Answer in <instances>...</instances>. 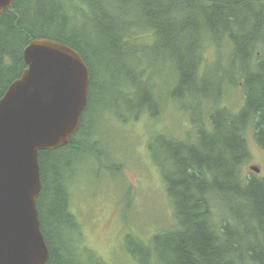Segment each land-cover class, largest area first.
I'll return each instance as SVG.
<instances>
[{
    "label": "trees",
    "instance_id": "16d2710c",
    "mask_svg": "<svg viewBox=\"0 0 264 264\" xmlns=\"http://www.w3.org/2000/svg\"><path fill=\"white\" fill-rule=\"evenodd\" d=\"M260 1L264 4V0H167L168 7L164 9L155 6L152 0H139L140 5L132 9L137 12L129 16L124 15L130 10L127 9L129 5L117 6L118 0H13L11 8L2 11L0 96L26 67L23 49L33 38H49L74 48L82 55L89 69L88 101L83 110L78 132L70 138L67 145L42 150L39 155L42 192L38 200V209L43 213V216L40 215L41 229L49 249L46 264H97L94 260L97 254L88 246L84 245L80 249L78 243L71 238L63 235L57 238L53 228V224L66 222L64 215L66 189L63 186L62 190L61 187L63 180L66 182L70 180L72 184V180L74 181L77 175V169L73 168L80 165L76 157L77 153L88 147L86 140L90 136L100 142L102 138L104 142L106 140L101 130L95 129L92 123L93 128L88 125V113L96 104L92 96V87L97 81L95 79L97 69L93 67L90 55H93L104 70L110 72L117 59L122 61L129 56H135L141 61L142 56H148L150 53L166 59L165 68L168 70V75L166 74L167 76L165 75V78L159 82L156 76L159 71L154 70L153 73L148 74L147 66L136 67L132 64V70L121 74L119 84L126 85L135 95H145L142 90L150 89L162 107L164 103L161 96L169 87L173 91L183 87L182 82L190 73L187 61L191 59L193 53L197 55L196 65L206 72H213L214 84L210 89L207 86H199L193 91L197 96L209 97L205 107H200L196 111L183 107L188 117L192 115L197 120L193 125L190 118L192 130L188 136L196 132L198 121L205 119L211 108L221 110L225 121L218 124L221 126L217 128V133L223 128H232L236 129L240 137L245 136L241 142L243 155L235 162L234 171L229 175L224 173V176L227 179H231L232 176L235 189L247 193V200L241 206L231 209L232 204L222 211L214 206L207 210L206 216L212 218L215 227L219 229L225 225L224 227L233 229L232 239H227L223 235L224 246L218 249L213 244L216 235L212 232L207 233L201 219L192 217L195 214L192 210L194 206L192 201L196 197L191 195L190 190L192 187L196 189L204 187L207 183H203L198 175H190L185 168H181L182 175L178 176L174 173L175 176L169 184L165 172L161 179L165 183L166 191H164L169 205L182 214L180 220H175L176 227L186 223L189 228L184 235L177 237L168 245L169 248L167 245L164 246L161 249L162 254L156 249L154 264L158 262L242 264L250 259L257 260L260 244L263 241L258 235L264 233V176L243 172L242 168L251 158L246 133L251 132L254 141L264 150V18L261 14H255L247 24L238 19L237 14L242 11L240 7L243 4L251 6ZM134 31L143 32L144 38L134 36ZM120 33L135 46L148 48L149 52L145 55H137L134 49L122 45ZM213 49L215 55L212 62ZM186 51L189 53L184 54ZM172 64L184 65L185 69L183 72L180 71L175 79L171 73ZM249 66H252L255 72L250 73ZM222 77L227 83L221 86ZM201 79V82L205 81L206 84L210 80L207 79L206 74H202ZM136 81L140 83L137 84ZM237 86H240L243 98L238 109H233L230 108L229 98ZM148 93L151 95L150 91ZM145 111L153 117V120L158 117L159 113ZM102 113L103 111L98 110L94 114L93 117L97 119L94 121L96 125L103 121ZM137 117L136 115L135 119ZM110 123L111 121L108 120L107 124ZM211 123L213 122L209 119V132L212 128ZM84 132L89 133L82 140L80 134ZM105 150L108 154V149ZM195 157L193 155V158ZM95 159L98 169L107 168L106 171L112 173V178L118 172L116 178L122 179L121 166L117 168L112 164L97 162V157ZM197 169L201 171L198 165ZM211 173L216 181V176L220 173L215 169ZM150 179L155 178L150 175L146 182ZM178 192L181 193V197L183 196L180 201L174 199ZM236 199L241 197L233 194L232 201ZM68 219L72 221L73 218L68 215ZM132 236L127 235L128 239ZM156 242V238H153L151 245L153 250ZM127 247L139 263L142 259L138 260L132 248L128 245ZM169 251L173 253L171 259L166 257ZM257 264L264 263L259 261Z\"/></svg>",
    "mask_w": 264,
    "mask_h": 264
},
{
    "label": "rangeland",
    "instance_id": "374dc122",
    "mask_svg": "<svg viewBox=\"0 0 264 264\" xmlns=\"http://www.w3.org/2000/svg\"><path fill=\"white\" fill-rule=\"evenodd\" d=\"M133 34L144 38L141 31H134ZM212 51L213 62L215 50ZM90 57L93 63L97 62L92 55ZM165 61L150 53L142 56L141 61L135 57L132 62L136 67L147 66L148 74L159 71L156 76L161 82L168 75ZM120 76L100 66L95 70L99 87L97 92L94 90L95 85L92 87V96L97 93L99 105L95 104L93 110L89 111L88 125L93 128V124L95 129L101 130L106 140L104 142L102 138L100 142L91 136L87 138L88 147L76 156L80 168L72 185L70 210L77 219L75 223H80L84 233L78 247L82 249L86 245L94 251L97 264H136L135 257L124 251V238L126 241L129 238L127 234H133L127 245L137 254L138 260L144 259L145 250L155 254L156 258L157 246L154 250L151 248L152 237L156 234L154 238L157 239L164 234L162 223L165 216L169 215L168 209H171L163 191H166L165 183L161 179L169 167L164 160L161 144L164 141L184 142L192 130L190 117L180 106V101L164 104L154 120L145 110L123 106L114 97L115 85L119 83ZM121 87L134 95L126 85ZM242 98L241 88L237 86L229 98L231 108L238 109ZM120 101H123L121 90ZM96 109L103 111V121L97 125L94 123L97 119L93 117L98 111ZM136 115L138 120L135 119ZM108 120L110 124H107ZM88 133H81L80 139H85ZM246 139L252 159L244 164L242 170L250 173L248 167L255 164L260 168L257 175L264 176V150L255 143L251 132L246 133ZM95 157L98 158L97 162L112 164L117 168L121 166L122 179L116 178L118 172L112 178L108 171H98ZM150 175L155 179L146 182ZM82 260L85 262L84 258Z\"/></svg>",
    "mask_w": 264,
    "mask_h": 264
},
{
    "label": "water",
    "instance_id": "95a60500",
    "mask_svg": "<svg viewBox=\"0 0 264 264\" xmlns=\"http://www.w3.org/2000/svg\"><path fill=\"white\" fill-rule=\"evenodd\" d=\"M11 3L0 0V14ZM23 59L26 68L0 96V264H46L37 158L69 142L88 100L89 69L72 47L37 37Z\"/></svg>",
    "mask_w": 264,
    "mask_h": 264
},
{
    "label": "bare ground",
    "instance_id": "6f19581e",
    "mask_svg": "<svg viewBox=\"0 0 264 264\" xmlns=\"http://www.w3.org/2000/svg\"><path fill=\"white\" fill-rule=\"evenodd\" d=\"M167 0H152V3L155 4V6H161L162 8H167L168 4L166 3ZM129 0H118L117 6L121 4H127L129 5L127 9H130L128 12H126L124 15L132 16L137 11L132 10L135 9L137 6L140 5L139 0H133L130 2ZM241 12L237 14V18L246 22L249 24L250 20L253 19L255 14H261L264 18V4L260 1L259 3H255L251 6H246L243 4L241 7ZM122 33H120L121 35ZM120 40L122 45H126L129 48L134 49L135 53L137 55H145L149 52V49L146 47H137L135 46L129 39L125 37V35L120 36ZM189 52H185L184 54H188ZM197 53V50H196ZM93 56V55H92ZM134 57L129 56L128 58L124 60L117 59L116 63L111 67L110 72H114L117 75L124 74L126 71L132 70V64ZM93 67L97 69L98 66H100L97 62L93 63L92 58L90 59ZM197 63V55L193 53L191 56V59L187 61V65L189 66L190 73L189 76L185 79V81L182 82L183 87L179 88L175 91L169 87L167 89V92H165L161 98L163 100V103L166 104L168 102L176 103L177 101H180V106L184 107L188 110L196 111L200 107H205V102L209 101V97L207 95H199L193 93V91L196 89V87L199 86H207L209 89L214 84V74L213 72H206L196 65ZM101 67V66H100ZM103 68V67H102ZM184 65H177L172 64L171 65V73L173 76H178L180 74V71H184ZM109 72V71H108ZM248 72V71H247ZM249 72L253 73L255 72L254 68L252 66H249ZM206 74L208 83L206 84L205 81L201 82V75ZM116 79V77H115ZM116 82V81H115ZM137 84L140 83V81H136ZM224 83H227V80H224L222 77L220 81V85L222 86ZM216 85V84H215ZM99 87V82H95L94 90L97 92ZM176 86H174L175 88ZM120 90L123 92V101H120ZM148 90V91H146ZM143 89L142 91L145 93V95H130L129 93L125 92L121 85L117 83L115 85V91H114V97L119 100V102L123 106H127L129 108H136L138 110H141L142 108L144 110L150 111V113L158 114L161 105L157 102V100L154 97V94L150 89ZM150 91L151 95L148 93ZM94 99L97 105L99 101V96H97V93L94 95ZM190 118L193 121V125L196 124L197 120L194 116L190 115ZM209 119L212 120L213 123H211V131L209 132ZM224 115L222 114V111L218 108H211L210 111L207 113L206 118L202 121H198L195 133L193 135H186V140L184 142H176V141H164L161 144L162 151L164 153V160L168 162L169 167L166 173V180L170 184L171 180L175 176L174 173H176L178 176H181V168H185L186 172L188 174H195L198 175L203 183H207L204 187H200L199 189H196L195 187H192L190 190V193L193 197H196L192 201L193 208L195 214H193V218L200 220L201 223L204 224V228L206 229L207 233H214L216 236H214L213 244L215 248H222L224 244L222 243L225 239L223 237L225 236L227 239H232L233 229L227 228L224 226H221L219 229L215 227L212 223V218L210 216H206L207 210L211 209L212 207L216 206L219 211H222L224 209H228L229 205H232L231 209L236 208L238 206H241L245 204L247 200V193L246 192H240L237 189H235V183L232 179H227L224 176V173L228 174L234 171L235 168V162L241 158L243 155V151L241 149L242 147V139L245 138V136H239V134L236 133V129H228L223 128L217 133V128L220 127L221 122H224ZM217 133V134H216ZM72 136H70L71 138ZM161 151V152H162ZM79 154V152L77 153ZM193 155L196 156L193 158ZM198 155V156H197ZM199 163V164H198ZM197 165L199 168H201V171L197 169ZM37 166L40 168V158L38 156L37 158ZM79 165L75 166L73 168L77 169V173L79 171ZM212 168V169H211ZM215 169L218 170L220 174L216 176V181L214 180V175H212L211 171ZM69 172V171H68ZM70 174V172H69ZM226 174V175H227ZM40 182L42 183V179L40 177ZM65 191L64 195V208H65V218L66 222L55 225L53 224V228L55 231V235L57 238H60L62 235L66 238H71L72 241H75L79 243L80 240H82V236L84 235L83 230L81 229L80 223H75L73 221L74 218H76L72 213L68 212L70 211L69 206L71 203V198L73 195L72 191V184L69 181L66 182V180L62 181V190ZM221 187L223 190H221ZM42 192V187H40V193ZM250 192V191H249ZM233 194H238L241 199H236L232 201ZM40 196V195H39ZM183 198L181 197V193L178 192L175 194L174 199L176 201H180ZM185 198V197H184ZM176 205V202H175ZM177 208V205H176ZM175 208V209H176ZM169 215L165 216V221L162 223V230L164 234H161L156 239V246L157 250L162 254L161 249L164 248V246L170 245L173 243V241L177 237H181L184 235L189 228V226L186 225V223L181 224L178 228L176 227L175 220L182 217V214L174 209H168ZM71 217L72 221L68 219V215ZM193 213V212H191ZM40 215L43 216V213L40 212V209L38 210V218L40 222V228H41V221H40ZM180 222V221H179ZM173 223V225L171 224ZM42 230V229H41ZM174 233V234H173ZM154 233H152L151 237ZM129 235V234H127ZM133 235V234H130ZM224 235V236H223ZM156 234L152 237L154 238ZM259 239H263V241L260 244V253L258 255L257 260L255 259L252 261L251 259L249 261H245L242 264H257L259 261H262L264 263V233H260L258 235ZM169 248V247H168ZM173 256V253L169 251L166 253V257L171 259ZM49 258V257H48ZM155 254L149 253L147 250H145L144 259L139 262V264H147V263H153L155 262ZM162 260L165 263H168L167 260L162 258ZM158 264H162V262H158Z\"/></svg>",
    "mask_w": 264,
    "mask_h": 264
}]
</instances>
